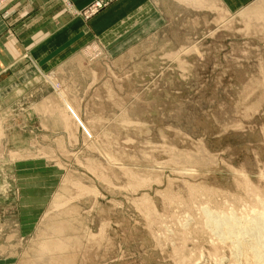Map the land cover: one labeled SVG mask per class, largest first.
<instances>
[{
	"label": "rangeland",
	"instance_id": "rangeland-1",
	"mask_svg": "<svg viewBox=\"0 0 264 264\" xmlns=\"http://www.w3.org/2000/svg\"><path fill=\"white\" fill-rule=\"evenodd\" d=\"M46 2L62 42L0 70V264H264V0Z\"/></svg>",
	"mask_w": 264,
	"mask_h": 264
},
{
	"label": "crops",
	"instance_id": "crops-1",
	"mask_svg": "<svg viewBox=\"0 0 264 264\" xmlns=\"http://www.w3.org/2000/svg\"><path fill=\"white\" fill-rule=\"evenodd\" d=\"M46 1L17 0L0 8V70L15 62L24 49L28 50L27 54L36 56L34 53L37 54L38 47L50 53L46 47L62 42L53 40L54 27L65 20L58 18L55 19L58 24L54 23L53 19L59 17L57 7ZM73 1L75 5L82 6L91 0Z\"/></svg>",
	"mask_w": 264,
	"mask_h": 264
},
{
	"label": "bare ground",
	"instance_id": "bare-ground-1",
	"mask_svg": "<svg viewBox=\"0 0 264 264\" xmlns=\"http://www.w3.org/2000/svg\"><path fill=\"white\" fill-rule=\"evenodd\" d=\"M260 215H261V216H259L260 218L264 217V211H263ZM256 216H258V212H257V215H256ZM260 218H259V219H260ZM257 222H258V221H257ZM260 222H261V220H260ZM260 222H259V223H260ZM260 225H261L260 228H262V230H264V218H263V220H262V223H260ZM259 236H260V235H258V238H259ZM260 238H261V237H260ZM252 247H253V246H252ZM257 251H258V250H257ZM259 251H260V248H259Z\"/></svg>",
	"mask_w": 264,
	"mask_h": 264
}]
</instances>
